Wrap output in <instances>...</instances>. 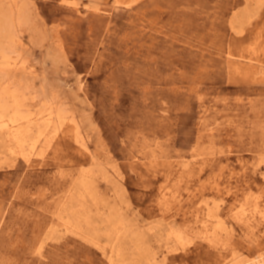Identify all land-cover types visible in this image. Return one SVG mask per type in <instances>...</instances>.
<instances>
[{"label":"rangeland","instance_id":"374dc122","mask_svg":"<svg viewBox=\"0 0 264 264\" xmlns=\"http://www.w3.org/2000/svg\"><path fill=\"white\" fill-rule=\"evenodd\" d=\"M122 1L0 0V92L63 120L0 138V264L261 260L264 0Z\"/></svg>","mask_w":264,"mask_h":264},{"label":"bare ground","instance_id":"6f19581e","mask_svg":"<svg viewBox=\"0 0 264 264\" xmlns=\"http://www.w3.org/2000/svg\"><path fill=\"white\" fill-rule=\"evenodd\" d=\"M136 1L137 0H135V2ZM116 4H124V2L122 0H116ZM230 27L232 30L234 31L236 30L233 21H230ZM3 29H4L3 32L7 31L6 34L9 38L8 41H10L9 45L17 41L18 37H16L17 35L14 34V29L11 24H8ZM235 33H237V31H235ZM10 49H11L10 47H8L7 49V48H3L0 45V71L2 73H6L7 71L10 70V68H12V66H16L14 65L15 63H12L11 61L13 59L12 57L13 52ZM226 61H227V65H229L230 68L236 69L237 66L241 65L240 62L235 61L234 58L228 54ZM258 70H260L261 74H264L263 67L258 68ZM2 90L3 91L0 92V138L4 140L5 144L8 143L14 145L19 150V153L24 158V160L26 162H29L31 155L34 154L37 150L38 153H42V151L45 148L51 147L50 145L54 141L55 136L58 134V130L61 128L60 125L63 124V120L61 116L58 114V112H57L58 115L55 114L56 116L54 117L52 113L53 110L51 112L47 110L49 111V113L44 116L41 115V112L33 113L32 111L24 110L26 106L24 103L26 101L25 98L26 88H23L21 86L12 88L10 87V85H7V87H3ZM82 183H83L81 184L82 190L84 189L86 191L87 188H89V183L86 182V180H83ZM164 194L162 195V200L164 203L167 204L166 201H168V199L166 197L168 193H164ZM69 202L71 203V201ZM248 214L250 213L248 212ZM108 263L115 264L113 261V255L109 256ZM253 264H264V256L259 261L256 262L253 261Z\"/></svg>","mask_w":264,"mask_h":264}]
</instances>
